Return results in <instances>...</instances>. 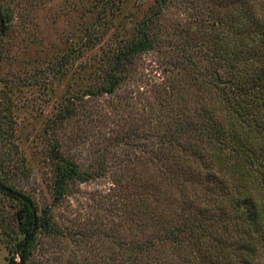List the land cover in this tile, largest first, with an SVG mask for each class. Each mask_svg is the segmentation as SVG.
<instances>
[{
	"label": "rangeland",
	"instance_id": "1",
	"mask_svg": "<svg viewBox=\"0 0 264 264\" xmlns=\"http://www.w3.org/2000/svg\"><path fill=\"white\" fill-rule=\"evenodd\" d=\"M200 1L205 6L198 8L188 0H168L156 12L151 10L155 0H121L126 20L120 32L124 35L133 33L146 11L159 14L152 25L158 35L156 50L136 58L129 79L113 94L89 93L78 102L75 117L51 129L50 117L56 113L61 94L67 86L83 83L80 76L71 77L72 68L67 75L55 72L59 56L69 52L65 46L75 47L84 32L83 24H91L93 17L84 15L93 9L92 0H3L13 19L9 32L0 41V176L29 195L55 226L50 232L48 227L39 231L28 264H109L106 261L119 238L128 241L145 237L152 225L156 226L155 220L149 218L150 210L155 205L162 209L159 206L163 204L165 188L158 164L143 162L147 156L140 152L143 145L151 149L155 142L149 138L117 142L115 137L131 128L150 135L158 132L159 122H170L173 112L168 105L162 108L157 94L160 91L168 96L172 83L180 89L185 85L191 89L190 71L174 66L180 49L192 45L190 37L195 38L193 45L199 49L210 45L216 32L219 36L226 34L224 24L210 21L208 10L217 4L222 9L235 0ZM261 1H253L257 11ZM102 34V41L92 49L97 55L105 53L114 39L111 31ZM90 78L91 83L98 79L94 73ZM194 94L193 89H187L189 101L196 97ZM205 97L206 108L220 109L215 102L219 98ZM179 99L182 102L183 96ZM194 105L190 102L185 114H193ZM173 107L178 110L180 106L176 102ZM53 140L59 142L63 157L74 160L82 170L96 168L104 161L101 176L70 181L68 193L58 202L53 201L52 162L48 156ZM223 173L232 189L241 188L238 195L251 196L264 219V210L259 207L264 190H258L255 182L245 183L233 171ZM174 195L178 197L174 192L173 199ZM243 200H239L241 204H245ZM13 211V202L0 194V218L6 225L14 224ZM240 231L242 227L239 234L229 238L230 242L242 239ZM256 246L246 253V259H241L243 263L264 264V250L260 244ZM8 257V242L0 232V264H7ZM148 260L153 264L156 259L140 263Z\"/></svg>",
	"mask_w": 264,
	"mask_h": 264
},
{
	"label": "trees",
	"instance_id": "2",
	"mask_svg": "<svg viewBox=\"0 0 264 264\" xmlns=\"http://www.w3.org/2000/svg\"><path fill=\"white\" fill-rule=\"evenodd\" d=\"M167 1L155 0L151 10L157 12ZM188 1L198 8L205 6L200 0ZM249 1L254 0H235L222 9L217 8L218 4L209 7L210 21L224 24L226 34L219 36L216 32L212 43L199 49L193 45L195 38L190 37L192 45L180 49L174 66L186 73L187 69L190 71L191 89L186 85L180 89L177 83H172L168 96L160 91L157 94L162 108L168 105L173 112L172 120L159 122L157 133L141 135L137 128H131L115 137L117 142L131 143L142 138L155 142V147L143 145L140 152L147 156L143 162L158 164L165 190L163 204L159 206L162 209L155 205L150 210L149 218L155 220L156 226L152 225L145 237H132L128 241L119 238L106 261L109 264H141L146 259H156L153 264H178L181 259V264H245L241 259L257 249V244L264 250L261 212L250 195H238L241 188L232 189L223 175L233 171L245 183L255 182L258 190H264V0L258 11L257 3ZM123 7L121 0H92L93 9L84 15L93 17L91 24H83L84 32L75 47L65 46L69 52L59 56L55 72L67 75L72 68L71 77L80 76L83 83L66 87L56 113L50 117L49 128L75 117L78 102L84 101L89 93L113 94L129 79L136 58L156 50L158 35L153 23L159 14L146 11L133 33L124 35L120 32L126 20ZM12 19L7 4L0 0V41L9 32ZM107 31L114 34L110 48L101 55L93 53L92 49L103 39L102 33ZM93 73L98 79L91 83ZM187 89L196 94L190 101ZM206 95L211 100L219 98V102L215 101L219 110L203 105ZM176 102L178 110L172 108ZM190 102L195 104L193 114H185ZM48 156L52 162L54 202L68 193L70 181H85L104 172V161L96 168L80 169L74 160L63 157L57 140H53ZM174 192L178 197L174 195L173 199ZM0 194L14 206L13 225L9 222L6 225L0 218V232L8 242L7 264H28L39 231L48 227L50 232L55 226L29 195L13 188L1 176ZM241 199L245 204H241ZM241 227L242 239L230 242L229 238L239 234ZM145 264L151 263L148 260Z\"/></svg>",
	"mask_w": 264,
	"mask_h": 264
}]
</instances>
